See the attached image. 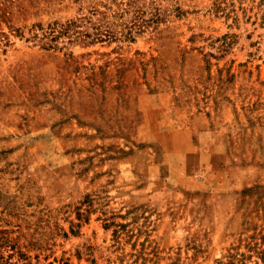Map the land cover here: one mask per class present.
I'll return each mask as SVG.
<instances>
[{
	"label": "rangeland",
	"instance_id": "rangeland-1",
	"mask_svg": "<svg viewBox=\"0 0 264 264\" xmlns=\"http://www.w3.org/2000/svg\"><path fill=\"white\" fill-rule=\"evenodd\" d=\"M0 264H264V0H0Z\"/></svg>",
	"mask_w": 264,
	"mask_h": 264
},
{
	"label": "trees",
	"instance_id": "trees-1",
	"mask_svg": "<svg viewBox=\"0 0 264 264\" xmlns=\"http://www.w3.org/2000/svg\"><path fill=\"white\" fill-rule=\"evenodd\" d=\"M57 23H54L53 25H50L46 30H44L42 32V34H45L44 38L42 36H40L37 32L34 34L35 36H37L36 38H39L40 41H47L49 38H50V35H53L56 33V32H62V31H67L69 25L66 23V24H62V25H59L60 26V29H57L56 27ZM43 45H46V44H43Z\"/></svg>",
	"mask_w": 264,
	"mask_h": 264
}]
</instances>
